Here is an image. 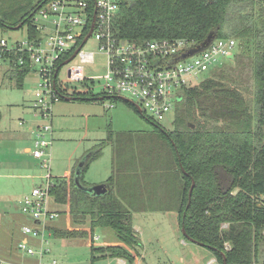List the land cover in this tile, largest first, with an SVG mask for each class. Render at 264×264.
Segmentation results:
<instances>
[{"label":"trees","instance_id":"1","mask_svg":"<svg viewBox=\"0 0 264 264\" xmlns=\"http://www.w3.org/2000/svg\"><path fill=\"white\" fill-rule=\"evenodd\" d=\"M46 1L0 0V28L21 24L37 34L32 14ZM115 28L120 38L136 44L184 38L197 51L209 39L234 38L239 50L232 62L214 67L212 76L183 89L170 131L156 126L170 148L173 168L158 156L138 160L134 168L130 160L122 161L98 196L80 190L73 175L55 178L54 202L66 206L77 223L88 220L89 227H51L53 235L92 240L96 227H109L122 245H92V259L121 257L132 263L141 245L132 211H176L181 233L183 228L195 243L212 250L218 264H264V0H122ZM16 58L11 55L5 75L21 88L29 70L16 66ZM98 97L74 93L71 99H104ZM107 142L86 157L81 184L86 185L85 168ZM123 179L130 187L138 183L139 195L127 196L120 188Z\"/></svg>","mask_w":264,"mask_h":264},{"label":"rangeland","instance_id":"2","mask_svg":"<svg viewBox=\"0 0 264 264\" xmlns=\"http://www.w3.org/2000/svg\"><path fill=\"white\" fill-rule=\"evenodd\" d=\"M36 2L33 0V3ZM0 37L6 38L9 43L23 39L25 26L19 29L0 28ZM83 49L94 52V62L81 64L75 57L61 66L57 76L59 86H68L69 91L75 90L84 95L100 93L105 56L99 52L98 43L93 37L87 40ZM237 50L238 47L235 53ZM232 60L229 58L224 62ZM6 67V62H0V255L6 258L13 255L11 258L17 259L19 253L16 245L23 238L22 226L31 224L19 210L18 202L33 186L42 183V177L47 172L24 148L32 144V125L45 121L34 115L30 106L37 88L35 74H27L19 88L14 78L5 75ZM213 69L205 73L197 84L217 71ZM144 115H149V111H144ZM20 120H24V123L19 124ZM173 122L172 111L163 120L154 122L118 97H107L100 101L63 98L52 107L53 141L49 149L51 180L73 175L78 164L101 141L108 142L83 172V180L88 186L103 184L114 173L115 164L120 165L122 161L128 163L130 160L134 168L138 160L146 162L149 157L158 156L167 159V164L173 168L170 148L165 145L156 127L160 125L170 131ZM122 175L126 177V174ZM121 181L120 188L126 189L127 196L139 195L141 186L138 183L130 187L125 179ZM48 204L59 213L48 221L49 226L59 230L88 229V220L85 224L77 223L66 211V206L55 203L52 197ZM132 212L133 225L146 232L147 239H150L139 252L144 256L143 264H172L171 255H176V264H218L216 260L210 263L215 259L212 250L185 239L179 229L177 215L175 224L171 212ZM92 234L91 240L90 236H49L46 231L44 239H48L51 250L47 260L55 259L57 264H108L103 258L92 259L91 246L122 245V242L109 227H96ZM156 235L166 242L158 241ZM110 262L117 264L116 259Z\"/></svg>","mask_w":264,"mask_h":264},{"label":"built area","instance_id":"3","mask_svg":"<svg viewBox=\"0 0 264 264\" xmlns=\"http://www.w3.org/2000/svg\"><path fill=\"white\" fill-rule=\"evenodd\" d=\"M121 2L48 0L32 14L31 23L37 34L25 30L23 39L11 43L0 37V62L8 65L11 55H16V66H27L29 73L37 77L30 106L34 115L45 122L32 125V144L27 152L47 169L42 183L33 186L18 202L21 213L31 221L22 226L23 238L16 245L19 257L0 255V264H57L55 259L47 260L51 250L48 239H44L46 231L53 235L48 221L59 214L48 204L54 180L49 172L52 107L63 96L71 98L77 93L69 91L68 86H59L60 67L75 57L81 64L94 62V52L83 49L90 37L97 41L106 60L98 98L131 100L143 114L148 110L145 117L154 122L163 120L171 111L174 113L184 88L197 84L205 73L235 55L238 45L234 38L215 39L196 52H191L192 44L184 38L149 40L142 44L124 40L115 28ZM23 123L24 120L19 121Z\"/></svg>","mask_w":264,"mask_h":264},{"label":"crops","instance_id":"4","mask_svg":"<svg viewBox=\"0 0 264 264\" xmlns=\"http://www.w3.org/2000/svg\"><path fill=\"white\" fill-rule=\"evenodd\" d=\"M119 98H120V97H119ZM68 99H70V98L68 97ZM120 99L125 100V99H123V98H120ZM125 101H127V100H125ZM128 102H130V101H128ZM0 133H1V131H0ZM52 135H53V134H52ZM31 136H32V134L30 133V139H31ZM28 148H29V146H26V147L24 148L25 152H27V149H28ZM33 159H34V158H33ZM34 160H36V159H34ZM61 178H68V176H67V177H61ZM137 212H144V211H137ZM146 212H149V211H146ZM155 212H160V211L158 210V211H155ZM168 212L173 213V216H172V217H175V218H173V223L176 224V211H165V213H168ZM133 228H134V230L136 231L137 237L139 238V240H140V242H141V245H140L138 248H136V253L133 251V254H135V258H134V260H133V262H132L131 264H143L144 256H142L139 252H140L141 248L143 247V244L146 243L147 241L149 242L150 239H147L146 232H144L143 230L136 229L137 227H135L134 225H133ZM182 235H183V234H182ZM161 236H162V234H161ZM155 238H156L158 241H160L161 243H162V242H166L165 239H163V238H161V237H158V235H156ZM186 240H187V239H186ZM188 241H189V240H188ZM183 242H184V240H183ZM194 243H195V242H194ZM196 244H198V243H196ZM198 245H200V244H198ZM9 256H10V257H7V258H11V257H13V255H9ZM17 257H19V255H17ZM171 257H172V259H171V263H172V264H176V255H171ZM12 259H13V258H12ZM103 259H104L105 261H107L108 264L111 263L110 261H111L112 259H116L117 264H127V260H126L125 258H121V257H110V256H106V257H104ZM212 261H215V259H212V260L210 261V263H211Z\"/></svg>","mask_w":264,"mask_h":264},{"label":"water","instance_id":"5","mask_svg":"<svg viewBox=\"0 0 264 264\" xmlns=\"http://www.w3.org/2000/svg\"><path fill=\"white\" fill-rule=\"evenodd\" d=\"M21 26V24H19V25H17L16 27H15V29H17V28H19ZM212 40L211 39H209L208 40V42H207V44H206V46L211 42ZM205 46V47H206ZM204 47V48H205ZM203 49V48H202ZM201 50V49H200ZM197 51H199V50H197ZM191 52H196V51H191ZM74 55L75 54H73L68 60H66V62H68V61H70L73 57H74ZM65 62V63H66ZM128 101H130V102H132L131 100H128ZM133 103V102H132ZM136 108H137V110L139 111V112H141V109H140V107L138 106V105H136ZM192 126V125H191ZM87 157V156H86ZM84 161H85V159L84 160H82L79 164H78V166L76 167V169L74 170V173H73V180H74V183H75V185L80 189V190H82L83 192H86V193H88V194H92V195H102V194H104L106 191H107V186H106V184H98V185H83V184H81V182H80V176H81V169H82V166H83V163H84ZM194 186V181H192V184H191V187H190V190H189V194H188V203H187V206L189 205V203H190V194H191V191H192V187ZM182 234H183V236L186 238V239H188V240H190V241H192V242H194L187 234H186V232L184 231V229L182 228ZM224 261H225V259H224Z\"/></svg>","mask_w":264,"mask_h":264}]
</instances>
